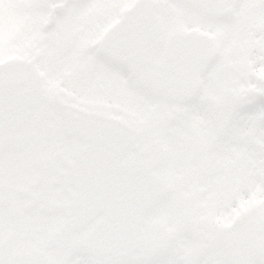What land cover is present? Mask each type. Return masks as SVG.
<instances>
[{"label":"snow or ice","instance_id":"obj_1","mask_svg":"<svg viewBox=\"0 0 264 264\" xmlns=\"http://www.w3.org/2000/svg\"><path fill=\"white\" fill-rule=\"evenodd\" d=\"M0 264H264V0H0Z\"/></svg>","mask_w":264,"mask_h":264}]
</instances>
